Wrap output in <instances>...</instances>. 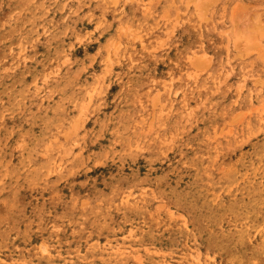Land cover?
Segmentation results:
<instances>
[{
	"label": "rangeland",
	"instance_id": "374dc122",
	"mask_svg": "<svg viewBox=\"0 0 264 264\" xmlns=\"http://www.w3.org/2000/svg\"><path fill=\"white\" fill-rule=\"evenodd\" d=\"M0 264H264V0H0Z\"/></svg>",
	"mask_w": 264,
	"mask_h": 264
}]
</instances>
